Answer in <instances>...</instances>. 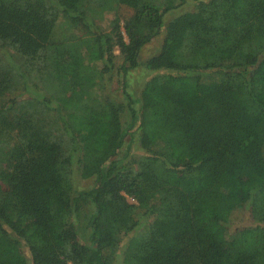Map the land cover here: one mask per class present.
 <instances>
[{
	"label": "trees",
	"instance_id": "trees-1",
	"mask_svg": "<svg viewBox=\"0 0 264 264\" xmlns=\"http://www.w3.org/2000/svg\"><path fill=\"white\" fill-rule=\"evenodd\" d=\"M178 1L0 0V264H264V0Z\"/></svg>",
	"mask_w": 264,
	"mask_h": 264
},
{
	"label": "rangeland",
	"instance_id": "rangeland-1",
	"mask_svg": "<svg viewBox=\"0 0 264 264\" xmlns=\"http://www.w3.org/2000/svg\"><path fill=\"white\" fill-rule=\"evenodd\" d=\"M201 1H207V0H201ZM196 2L194 0H181L178 1V6L174 9L168 11L164 15V23H167L168 21L174 19L175 17L186 13L191 12L194 10ZM131 14V11L129 9L123 8L120 11V15L122 18L128 17ZM113 19L112 14H108L105 16L103 26L108 27L109 22ZM163 31L164 28H162L160 35L155 37L149 44H147L140 53L139 56V62L141 63L137 68L129 69L127 74L125 75V81L127 83L126 90L130 92L134 98L138 97L139 92L142 89L143 84L153 75V73L148 72L145 67H143V63L150 58L151 56L155 55L161 46L162 38H163ZM2 55L5 57L11 58L10 53L7 50H4L2 52ZM12 59V58H11ZM123 58L118 50L114 51V68L112 69V73L110 75H106V83H107V91H109L115 99L119 101H123L122 95H123V89L121 85L122 78L120 74H118V71L122 69L123 67ZM75 87L79 90L83 89L84 87V81L81 79L75 84ZM129 142V137L126 139V143L123 147V150L126 149V144ZM141 154L136 148L135 145L131 149V154ZM120 157V155H119ZM130 157H126L124 164H129ZM130 167V166H129ZM73 184L74 188L77 191L80 190H87L94 186V180L88 179L84 180L81 179L77 175L76 167L73 169ZM132 201V200H131ZM250 224V218L248 216L247 212H237L233 215L231 221L229 222L228 229L230 234L233 233L237 229L244 228ZM80 241L86 242L89 234V229L87 228V222L82 221L80 222ZM83 227V228H82ZM119 264V263H117Z\"/></svg>",
	"mask_w": 264,
	"mask_h": 264
}]
</instances>
